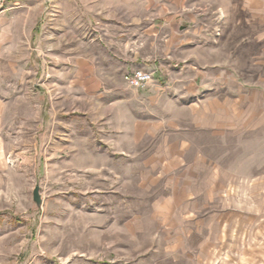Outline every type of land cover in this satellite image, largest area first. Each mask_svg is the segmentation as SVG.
<instances>
[{
	"label": "rangeland",
	"instance_id": "rangeland-1",
	"mask_svg": "<svg viewBox=\"0 0 264 264\" xmlns=\"http://www.w3.org/2000/svg\"><path fill=\"white\" fill-rule=\"evenodd\" d=\"M21 1L0 264H264V0Z\"/></svg>",
	"mask_w": 264,
	"mask_h": 264
},
{
	"label": "crops",
	"instance_id": "crops-1",
	"mask_svg": "<svg viewBox=\"0 0 264 264\" xmlns=\"http://www.w3.org/2000/svg\"><path fill=\"white\" fill-rule=\"evenodd\" d=\"M38 11V3L26 1L0 5V62L9 64L7 67L32 60L34 40L39 29ZM129 72L132 71L125 73Z\"/></svg>",
	"mask_w": 264,
	"mask_h": 264
},
{
	"label": "built area",
	"instance_id": "built-area-1",
	"mask_svg": "<svg viewBox=\"0 0 264 264\" xmlns=\"http://www.w3.org/2000/svg\"><path fill=\"white\" fill-rule=\"evenodd\" d=\"M18 0H0V5L15 3ZM152 74L143 70H134L123 75V81L129 87L137 90H144L152 82Z\"/></svg>",
	"mask_w": 264,
	"mask_h": 264
},
{
	"label": "water",
	"instance_id": "water-1",
	"mask_svg": "<svg viewBox=\"0 0 264 264\" xmlns=\"http://www.w3.org/2000/svg\"><path fill=\"white\" fill-rule=\"evenodd\" d=\"M33 201L36 205H39L41 203L39 194H38V187H36L32 194Z\"/></svg>",
	"mask_w": 264,
	"mask_h": 264
}]
</instances>
